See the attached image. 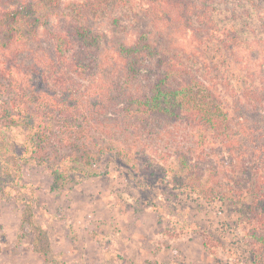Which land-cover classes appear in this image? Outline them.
<instances>
[{
  "label": "trees",
  "instance_id": "trees-1",
  "mask_svg": "<svg viewBox=\"0 0 264 264\" xmlns=\"http://www.w3.org/2000/svg\"><path fill=\"white\" fill-rule=\"evenodd\" d=\"M62 2L0 0L1 133L23 126L39 151L56 129L183 122L216 139L248 176L243 205L264 210V173L254 175L264 172V57L238 64V37L215 20L216 1ZM85 138L69 147L85 149ZM201 178L189 170L178 180L202 192Z\"/></svg>",
  "mask_w": 264,
  "mask_h": 264
},
{
  "label": "rangeland",
  "instance_id": "rangeland-1",
  "mask_svg": "<svg viewBox=\"0 0 264 264\" xmlns=\"http://www.w3.org/2000/svg\"><path fill=\"white\" fill-rule=\"evenodd\" d=\"M215 1V20L238 37V64L258 66L264 0ZM155 123L56 129L39 151L23 126L0 129V264H264V210L240 199L248 176L210 133ZM80 136L85 149H71ZM189 170L205 191L181 186Z\"/></svg>",
  "mask_w": 264,
  "mask_h": 264
}]
</instances>
